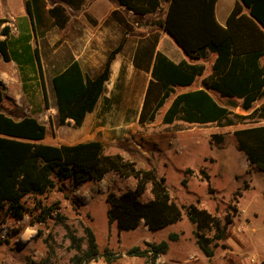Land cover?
I'll list each match as a JSON object with an SVG mask.
<instances>
[{
    "label": "trees",
    "instance_id": "trees-1",
    "mask_svg": "<svg viewBox=\"0 0 264 264\" xmlns=\"http://www.w3.org/2000/svg\"><path fill=\"white\" fill-rule=\"evenodd\" d=\"M60 1L79 10L85 0ZM116 1L136 16L160 12L162 3L165 4V13L156 23L159 29L168 34L194 62L205 59L208 53L215 54L212 72L201 80V87L177 92V88H188L196 83L202 76L204 66L185 60L174 63L162 52L156 51L158 36L140 41L132 63L135 68L150 74L138 115L140 126L153 122L158 110L168 100L161 118L168 125L180 121L190 125L228 127L255 116L264 122V0L236 1L225 27L220 26L214 17L216 0ZM25 11L33 31H44L67 20L62 7L48 9L45 0H27ZM110 17L122 27L127 26L117 11H113ZM6 23V19H0V56L3 61L9 62L12 59L9 45L13 37ZM126 42L123 35L92 77L84 75L79 62L71 59L62 71L51 78L59 126L77 129L86 114L94 110L105 92L111 64ZM13 55L15 61L26 63L33 60L42 79L37 49L33 53L15 51ZM124 72L122 65L118 79L123 78ZM115 86L120 88L121 81ZM42 89L43 102L47 107L43 85ZM212 92L221 99L239 100L240 109L248 114L239 115L230 111L227 105L213 97ZM2 100L0 87V103ZM257 102L260 104L254 107ZM233 135L237 149L245 153L250 164L264 172V123L243 127L234 131ZM45 136L46 128L36 118L24 116L14 120L0 112V210L7 217L19 221L29 212L23 201L25 197L43 196L67 182L79 186L89 181H101L106 174L113 172L135 180L133 189L119 195H106L107 224H114L118 232L135 230L141 224L149 231H157L180 222L185 214L194 226L195 244L207 259L214 256L218 242L227 238L228 228L233 223L232 213L228 212L220 218L193 204L178 206L167 190L164 177L158 176L154 169H138L133 161L120 154L104 153V146L99 141L49 145L43 143ZM211 140L220 145L224 139L214 134ZM185 183L183 179L182 184ZM148 187L151 197L142 200ZM38 210V222H44L52 217L58 206L38 207ZM233 210L236 212L234 207ZM54 219L63 225L69 248L76 252L71 258L72 264L88 263L99 257L104 259L105 264H113L119 259L108 249L101 251L98 248L89 227H83L84 236L77 237L64 222L63 215L56 213ZM168 240L175 241L176 236L169 234ZM84 243L86 249L82 250ZM144 245L143 249H129L127 254L145 258L153 264L158 256L165 255L168 250L166 241Z\"/></svg>",
    "mask_w": 264,
    "mask_h": 264
},
{
    "label": "rangeland",
    "instance_id": "rangeland-1",
    "mask_svg": "<svg viewBox=\"0 0 264 264\" xmlns=\"http://www.w3.org/2000/svg\"><path fill=\"white\" fill-rule=\"evenodd\" d=\"M90 3L99 0H86ZM47 7L56 0H45ZM117 3L116 0L105 1V6ZM20 4V0H0V12L4 7L12 8ZM25 12V3H22ZM165 5L162 3L160 12L145 16H134L123 11L122 17L126 22L127 47L138 39V43L153 36H160L162 31L157 21L163 16ZM84 10V9H83ZM98 10V9H97ZM22 11V12H23ZM69 14L81 13L70 10ZM5 11L2 15L10 23L13 35L17 34L16 16L14 11ZM103 15L102 12L99 13ZM99 15V16H100ZM88 31L77 26L76 32L70 26L63 30L49 27L47 30L37 29L39 33L35 43L42 70L41 85L46 93L47 107L43 102V89L35 82V68L22 66L19 70L16 64H10L12 71L0 68V79L4 81V91L8 98L0 106V111L7 114L14 109V103L20 102L22 113L36 118L45 126L46 136L43 143L49 145H73L82 139L76 136L74 128L59 126L56 118L55 99L51 87L52 75L62 70L76 54L83 55L81 65L85 75L92 76L98 72L108 51L113 48L121 35L119 27L111 24L108 19L97 20L84 12ZM13 17L14 19H9ZM77 22L76 20H74ZM20 26V25H19ZM42 33H41V32ZM93 44L88 60L87 52H80L79 45ZM16 44V41H10ZM79 49V50H78ZM162 52H167L164 42L160 46ZM78 51V52H77ZM208 62V59L205 60ZM264 65V59L262 60ZM17 69V70H16ZM46 81H44V78ZM200 82V78L195 86ZM145 78L138 83L122 81L119 91L117 108L128 106L130 117L136 109L141 108ZM112 88L111 81L107 82L106 90ZM23 90V92H22ZM17 94H20L18 101ZM213 97L228 109L239 115H246L240 109L237 99H221L214 93ZM14 97V98H13ZM264 99V98H263ZM169 100L161 107L153 122L138 126V138L135 143L118 137L102 142L104 153L123 152L126 159L135 163L138 169H154L156 174L164 177L171 198L180 207L189 204L205 209L216 217L232 213L233 223L227 231V238L218 242L214 256L205 258L195 244L194 226L187 220L185 214L182 220L174 225L157 231H147L143 225L130 231L118 232L115 225L107 224L106 211L108 203L106 195H119L133 189L135 180L132 177L123 178L110 172L101 181H89L79 186L72 183L59 185L43 196L32 195L25 197L28 213L19 220H13L0 210V263L1 264H72L71 258L76 253L69 248L63 225L56 222L55 214L65 218L64 222L77 237H83V227H89L96 238L98 248H105L119 256L113 264H150L145 258L132 257L127 251L133 247L143 249L145 243L167 241L169 251L166 256L158 257L159 264H260L264 262V172L249 163L244 152L237 149L234 131L243 127L263 124L255 116L234 126L190 125L180 121L164 124L161 120ZM260 102L254 104L258 107ZM113 119V117H112ZM257 121V122H252ZM217 134L223 137V143L215 144L211 136ZM122 156V155H121ZM190 172H187V171ZM185 179L186 183L182 184ZM151 196L149 187L142 200ZM58 210L44 222H38V207L48 208L53 205ZM233 207L236 209L234 212ZM168 234L176 236L175 241H168ZM86 249L85 243L82 250ZM83 264H105L102 257Z\"/></svg>",
    "mask_w": 264,
    "mask_h": 264
},
{
    "label": "crops",
    "instance_id": "crops-1",
    "mask_svg": "<svg viewBox=\"0 0 264 264\" xmlns=\"http://www.w3.org/2000/svg\"><path fill=\"white\" fill-rule=\"evenodd\" d=\"M15 1H17V0H15ZM26 1L27 0H20V4H16L12 8L4 7L0 12V19H5L2 15L5 11H7L6 13H8V11H14V9H16V8L18 11L20 10L19 14L16 16V19H15L16 26H17V34L13 35L12 31H11V35L13 37L11 40L16 41L15 45L14 44L9 45L10 57L12 59L9 62H5V61H3V59L0 56V68H5V66H6L8 69H10V71H12L10 64H13V63L16 64V67L18 70L22 66H25V65L31 66V69L34 66L35 75H36L35 82L39 83L40 86H42L41 85L42 84L41 79L39 78V75L37 73V68H36V65L33 62V60H30L26 63H23L21 60L15 61L13 58L14 57L13 54L15 53V51L21 52V50H23V51L25 50L27 52L33 53L35 49L39 48L38 43L36 44L35 40H34L35 38L37 39L39 33L37 32V30H34V31L32 30V24H31L30 18L26 14V11L24 12L21 9L22 3L23 2L26 3ZM56 1L57 2H55V4H53L52 6H49L48 9L52 8L53 6H60L65 10V14L67 16L66 22L65 23L61 22V24H57L54 26L60 30H63L67 26H70V28H72L74 30V32H76L75 23H79V24H77V26L80 25V27L82 26V27H84V29H86L88 31L89 26H88V24L85 20V16H84V12H86L87 14L96 18L98 21L101 20L102 18H105V19H108L111 24H114L115 26L119 27L121 35L119 36L118 42L120 41L121 37L123 35H125L124 34L125 28L122 27L115 19H112L110 17V15L113 11H117L120 19H124L122 17V15H123V11H126V9L122 6H119L117 1H116L117 3H114L111 6L106 7L104 3L107 0H99V1L93 2V3H90V2L85 0L83 5L81 6V8L79 10H74L70 6L62 3L60 0H56ZM236 1H238V0H216L215 5H214V17L220 26L225 27L226 19H227L228 15L230 14V12L232 11ZM70 10H74V11H81L82 10V12L77 13V14H69V12H71ZM165 10H166V5H165L164 11H163L164 13H165ZM100 12H102L103 15H100L99 14ZM127 13L133 14L130 11H127ZM101 16H102V18H100ZM134 16H136V15H134ZM8 18L10 20L14 19L13 17H8ZM74 20H76L77 22H75ZM6 24L10 27V23H9L8 19H7ZM125 36L128 37V34ZM18 38H20V40H18ZM37 41H38V39H37ZM91 42L92 41H90V42L88 41V43L86 45H79V47L81 48L80 52H84V51L87 52L85 60H88L89 57H92L91 54L90 55L88 54L91 51H93L92 50L93 44ZM118 42L116 43V45L118 44ZM164 42L167 45V52L166 53L162 52L160 50V46ZM126 45H127V42L123 46L122 50L118 54H116V56H115V58L111 64V67H110V76H109L108 81H111L112 88H109L107 90L105 89V92L99 98L94 110L92 112L86 114L84 121L79 128H77V129L74 128V130L76 132L75 133L76 136L79 137L80 139H82L81 141H79L75 144L85 143V142H89V141H99L102 143V142L108 141L109 139L111 140L113 137H118V136H120V138H122L124 141L126 140L128 142V144H131L133 142L135 143V140L138 138V126H140L138 124V115H139L140 110L138 111V108H137L136 111L134 112V114L132 115V117H130V113H131L130 107L124 106L122 108H117L115 103H117V101H118L119 93L116 92L115 89H118L119 91H121L120 90L121 87L119 88L115 85H116V83H119L120 81H121V83H122V81H124L125 83H127L129 81H131L132 83H138V79H142L144 77L145 78L144 92H145L147 83L150 79V74L146 73L142 70H139L138 68H135L133 63H132L135 50L138 47V39L136 41H134L129 48ZM113 48H111V49H113ZM155 49H156V51L162 52L164 55H166L174 63H177L180 60H185L188 63L202 64L204 66V70H203L202 76L200 77V82L203 78L210 75L212 72V65H213V62L215 59V54L208 53V55L206 56L205 59L198 60V61L194 62L193 60L188 58L182 52V50L176 45L174 40L164 32H162V34L158 37V41H157ZM82 58H83L82 53L76 54L73 56V59L76 60L77 62H79L81 69H82V65H81ZM206 59H208V62H205ZM263 59H264V57H263ZM122 65L125 67V72L123 74V78L120 80V79H118V76H119L120 67ZM64 68H62V70ZM42 70H43V68H42ZM54 75H52V77ZM84 75H85V73H84ZM94 75H95V73L92 76H94ZM86 76H88V75H86ZM92 76H88V77H92ZM43 78H44V81H46L45 77H43ZM200 82L196 86L194 83L192 86H190L188 88H183V89L177 88V92L200 88L201 87ZM4 86H5L4 81L2 79H0V87L2 88V93H3V100L0 103V106L6 100V98H8V95L5 94ZM22 92H23V90H22ZM144 92H143V96H144ZM212 93L217 95V93H215V92H212ZM16 97L19 98L18 101L21 98L20 94H17ZM21 108L22 107H21L20 102H18V103L15 102L14 103V109L10 110V112H13V114H7L4 111H0V112L4 113L5 115L11 117L14 120H20L22 117L27 116V115L19 116L22 113ZM31 117H33V116H31ZM112 117H113V119H112ZM70 127H72V126H70ZM111 142H115V140L113 139V140H111ZM113 154H120L125 159L127 156L123 152L113 153ZM141 225H143V224H141ZM144 227L149 232L147 227L146 226H144ZM170 247L171 246H169V244H168L167 252L169 251ZM167 252H166V254H167ZM166 254L160 255V256H162V258H163V256H166Z\"/></svg>",
    "mask_w": 264,
    "mask_h": 264
},
{
    "label": "built area",
    "instance_id": "built-area-1",
    "mask_svg": "<svg viewBox=\"0 0 264 264\" xmlns=\"http://www.w3.org/2000/svg\"><path fill=\"white\" fill-rule=\"evenodd\" d=\"M158 257H160V256H158ZM158 257L155 259V261H154V263H153V264H159ZM149 261H150V260H149ZM150 263H151V261H150Z\"/></svg>",
    "mask_w": 264,
    "mask_h": 264
},
{
    "label": "water",
    "instance_id": "water-1",
    "mask_svg": "<svg viewBox=\"0 0 264 264\" xmlns=\"http://www.w3.org/2000/svg\"><path fill=\"white\" fill-rule=\"evenodd\" d=\"M168 35V34H167ZM169 36V35H168Z\"/></svg>",
    "mask_w": 264,
    "mask_h": 264
}]
</instances>
